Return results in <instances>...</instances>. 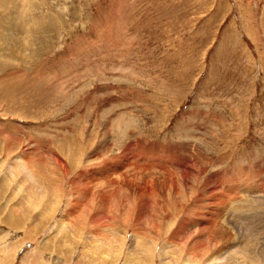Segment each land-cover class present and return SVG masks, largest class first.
<instances>
[{
	"label": "rangeland",
	"instance_id": "obj_1",
	"mask_svg": "<svg viewBox=\"0 0 264 264\" xmlns=\"http://www.w3.org/2000/svg\"><path fill=\"white\" fill-rule=\"evenodd\" d=\"M262 250L264 0H0V264Z\"/></svg>",
	"mask_w": 264,
	"mask_h": 264
},
{
	"label": "bare ground",
	"instance_id": "obj_2",
	"mask_svg": "<svg viewBox=\"0 0 264 264\" xmlns=\"http://www.w3.org/2000/svg\"><path fill=\"white\" fill-rule=\"evenodd\" d=\"M97 182H98V181H97ZM209 184H210V183H209ZM218 201H219V200H218ZM225 206H226V205H225ZM236 206H237V205H236ZM240 206H241V205H240ZM242 206H243V205H242ZM256 206H257V205H256ZM100 208H101V207H100ZM254 208H256V207H254ZM254 208H253V209H254ZM257 208H258V207H257ZM254 210H255V209H254ZM254 210H252V211H254ZM252 211H251V213H252ZM228 212H229V211H228ZM248 213H249V212H248ZM254 213H255V212H254ZM254 213H252V215H250V214H249V215L255 217V215H253ZM256 215H257V214H256ZM250 216H248V217L253 219V217H250ZM233 217H234V216H233ZM255 218H256V217H255ZM233 220H234V219H233ZM233 220H231V221H233ZM238 221H239V220H238ZM260 221H261V220H260ZM233 222H234V221H233ZM235 222H236V220H235ZM258 222H259V221H258ZM225 223H227L226 220H225ZM261 224H262V223H261ZM251 225H252V224H251ZM254 225H255V224H254ZM256 226H257V225H256ZM231 227H232V226H231ZM251 227H252V226H251ZM253 227H254V226H253ZM243 228H244V227H243ZM244 229H245V228H244ZM227 230H228V229H227ZM262 230H263V229H262ZM223 231H224V230H223ZM223 231H222V232H223ZM230 231H231V230H230ZM238 231H239V230H238ZM257 231H258V230H257ZM239 232H240V231H239ZM223 233H224V232H223ZM254 233H255V232H254ZM254 233H253V234H254ZM260 233H261V232H260ZM233 234H234V232H233ZM235 234H236V233H235ZM226 235H227V234H226ZM229 235H230V234H229ZM232 236H233V235H232ZM241 236H242V235H241ZM136 237H137V236H136ZM223 237H224V236H223ZM228 237H229V236H228ZM228 237H227V238H228ZM243 238H244V237H243ZM228 239H229V238H228ZM245 242H246V241H244V243H245ZM242 243H243V242H242ZM135 244H136V243H135ZM240 244H241V243H240ZM245 244H246V243H245ZM136 245H137V244H136ZM241 245H242V244H241ZM139 246H140V245H139ZM242 249H244V248L242 247ZM237 251L240 252L239 249H238ZM262 251H264V250H262ZM262 251H261V252H262ZM256 253H257V252H256ZM259 253H260V251H259ZM259 253H258V254H259ZM239 254H240V253H239ZM239 254H238V255H239ZM260 255H261V254H260ZM218 258H219V257H218ZM235 258H236V257H235ZM256 258H257V257H256ZM262 258H263V257H262ZM251 261H252V260H251ZM241 262H242V261H240V263H241Z\"/></svg>",
	"mask_w": 264,
	"mask_h": 264
}]
</instances>
